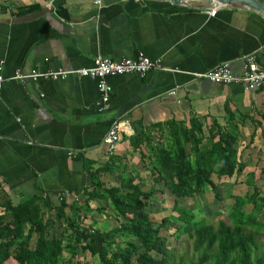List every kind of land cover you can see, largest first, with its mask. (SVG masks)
I'll return each mask as SVG.
<instances>
[{
  "label": "crops",
  "instance_id": "crops-1",
  "mask_svg": "<svg viewBox=\"0 0 264 264\" xmlns=\"http://www.w3.org/2000/svg\"><path fill=\"white\" fill-rule=\"evenodd\" d=\"M139 53L170 71L108 79L112 93L104 111L95 79L10 80L17 71L89 68L96 58L134 60ZM247 56L264 69V18L247 10L144 0H104L100 6L91 0H0V190L13 205L33 195L58 204L61 197L81 199L91 185L81 157L96 166L117 157L127 171L140 161L146 170L124 141L133 135L132 123L188 124L195 116L226 125L231 115L249 139L253 123L260 125L255 140H264V87L245 92L197 77L221 65L241 75ZM123 122L128 127L109 155L104 137Z\"/></svg>",
  "mask_w": 264,
  "mask_h": 264
},
{
  "label": "trees",
  "instance_id": "trees-1",
  "mask_svg": "<svg viewBox=\"0 0 264 264\" xmlns=\"http://www.w3.org/2000/svg\"><path fill=\"white\" fill-rule=\"evenodd\" d=\"M253 126L249 144L239 152L240 134L231 115L226 125L195 116L188 124L171 120L145 128L132 123L133 135L124 141L139 153L154 184L150 187L127 171L120 158L96 166L81 157L91 185L77 201L61 197L54 204L49 197L33 195L13 205L0 190V264L10 259L17 264H72L79 256H89L97 264H264V255L256 254L260 249L258 233L264 229V222L257 219L264 210V195L256 186L255 171L247 172L244 180L253 192L228 194L232 205L226 220L216 225L178 205V200L204 196L207 191L220 199L216 182L245 172L243 152L260 129L256 123ZM107 174L117 186L106 185L102 178ZM260 175L264 180V168ZM156 185H163L172 195V214L160 222L151 219L148 211L155 198L166 201V193ZM246 207H250L249 212ZM106 208L112 212L114 223L107 231L98 230L91 215L103 214ZM87 216L91 220L85 225ZM58 227L61 232L57 236ZM181 235L191 241L196 260L177 257L176 248H169V239Z\"/></svg>",
  "mask_w": 264,
  "mask_h": 264
},
{
  "label": "rangeland",
  "instance_id": "rangeland-1",
  "mask_svg": "<svg viewBox=\"0 0 264 264\" xmlns=\"http://www.w3.org/2000/svg\"><path fill=\"white\" fill-rule=\"evenodd\" d=\"M238 131L240 134L239 142L237 149L240 152L246 145L249 144V134L246 135V131L242 129L241 126L238 127ZM243 161L246 166L245 172L234 176L231 179H222L221 182H216L217 186V193L220 195V199L215 198V196L210 192L207 191L204 196L195 197L193 199H184L178 200V205L180 207H184L186 209L191 210L192 212L196 213L197 218L204 217L207 219V223H212L216 225L219 220H226V215L229 212V208L232 205V199L228 198V194L233 196H244L246 193H252L253 188L247 187L244 185V180L246 178L247 172L253 170L255 175L256 186L262 191L264 195V180L263 175H260V170L264 168V140L261 138L256 139L253 141L252 145L249 146L243 152ZM142 167V163L138 161L137 164H133L132 168H130V173L133 175L141 178L143 180V185L145 187H150L154 185L152 180L149 179L147 171L145 169L140 168ZM255 168V170H254ZM114 179L112 176L107 175L103 176L102 180L105 181L108 187L117 186L118 184L115 181H111ZM115 180V179H114ZM157 189L164 191L166 194V201L163 202L161 199L155 198L151 207L148 209L149 213H151V219L156 222H160L163 217L172 214L169 191L163 185H156ZM18 201H16L17 203ZM19 202L16 204L18 205ZM98 205V203H97ZM107 210L104 209L103 214H95L91 215L94 218L95 228L98 230H109L113 223H114V216L112 212L108 208ZM246 211H250V207H246ZM88 218L90 216H87ZM258 220L264 222V210L258 216ZM91 218L85 221V225L90 223ZM171 228L175 229V226L171 225ZM61 232V227L57 228L56 234L57 236ZM163 236L168 235L166 233H162ZM259 246L260 249L256 253L257 255L263 256L264 255V229L259 231ZM169 248H176V256L181 257L184 256L186 259H194L196 260V256L193 257L192 250H191V241L187 239L186 236L181 235L176 240L169 239ZM5 264H17L14 260L10 259ZM72 264H97V260H92L89 256H79L76 258Z\"/></svg>",
  "mask_w": 264,
  "mask_h": 264
},
{
  "label": "built area",
  "instance_id": "built-area-1",
  "mask_svg": "<svg viewBox=\"0 0 264 264\" xmlns=\"http://www.w3.org/2000/svg\"><path fill=\"white\" fill-rule=\"evenodd\" d=\"M95 6H100L104 0H91ZM210 17L216 15V10L213 9L209 13ZM152 71H170L164 68L157 61H152L144 54L139 53L133 59H122L113 61L110 59L96 58L93 65L89 68H80L73 70H58V71H44L39 72L32 70L29 73L15 72L10 78L12 81L24 82L27 80H49L58 81L66 79L70 76L78 78H91L97 81L98 91L100 94L99 111H104L110 100L112 89L108 85V79L123 75L135 74L144 77ZM200 79H205L213 84L230 86L238 85L242 87L245 92H255L264 87V69H261L254 56H247L244 58L243 73L235 75L232 73L228 65H221L206 74L198 75ZM5 79L2 75V63L0 62V90ZM127 126V122L114 123L107 131L104 137V145L107 153L113 155L120 143L122 136L121 131Z\"/></svg>",
  "mask_w": 264,
  "mask_h": 264
},
{
  "label": "water",
  "instance_id": "water-1",
  "mask_svg": "<svg viewBox=\"0 0 264 264\" xmlns=\"http://www.w3.org/2000/svg\"><path fill=\"white\" fill-rule=\"evenodd\" d=\"M150 2H165L174 6L193 7L206 9L211 6H219L236 10H247L264 18V4L255 0H144Z\"/></svg>",
  "mask_w": 264,
  "mask_h": 264
}]
</instances>
